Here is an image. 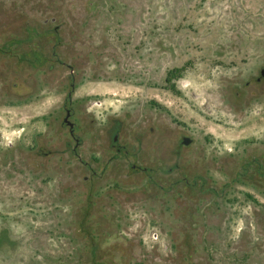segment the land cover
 <instances>
[{"label": "rangeland", "instance_id": "rangeland-1", "mask_svg": "<svg viewBox=\"0 0 264 264\" xmlns=\"http://www.w3.org/2000/svg\"><path fill=\"white\" fill-rule=\"evenodd\" d=\"M0 264H264V0H0Z\"/></svg>", "mask_w": 264, "mask_h": 264}, {"label": "built area", "instance_id": "built-area-1", "mask_svg": "<svg viewBox=\"0 0 264 264\" xmlns=\"http://www.w3.org/2000/svg\"><path fill=\"white\" fill-rule=\"evenodd\" d=\"M149 240L151 243L153 244H159L161 243V237H160V233L159 231L157 230V228H153L151 230V233L149 235Z\"/></svg>", "mask_w": 264, "mask_h": 264}, {"label": "water", "instance_id": "water-1", "mask_svg": "<svg viewBox=\"0 0 264 264\" xmlns=\"http://www.w3.org/2000/svg\"><path fill=\"white\" fill-rule=\"evenodd\" d=\"M70 116H71V112H70V110H67V116H66L64 121L71 128V130H73L74 124L70 121Z\"/></svg>", "mask_w": 264, "mask_h": 264}]
</instances>
